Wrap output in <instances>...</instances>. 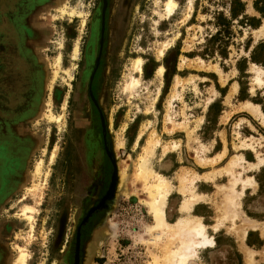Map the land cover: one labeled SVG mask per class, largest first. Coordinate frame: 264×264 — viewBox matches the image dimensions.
<instances>
[{
	"label": "rangeland",
	"instance_id": "1",
	"mask_svg": "<svg viewBox=\"0 0 264 264\" xmlns=\"http://www.w3.org/2000/svg\"><path fill=\"white\" fill-rule=\"evenodd\" d=\"M53 1L0 0V264H12L21 249L25 264H83L84 256L91 264L164 260L189 235L141 239L153 220L135 179L139 156L168 179L170 192L176 186L192 193L197 169L205 168L197 149L205 151L210 142L192 140L189 127L206 112L212 121L242 119L237 100L248 97V87H256L249 99L264 108V84L253 81L248 59L264 43V13L253 8L255 0H242L260 25L238 22V16L225 37L215 36L214 21L218 12L229 17L228 0H173L169 15L166 0H60L57 7ZM236 83L245 88L238 95L231 87ZM213 127L192 130L206 135ZM233 129L240 146L264 152V119ZM149 138L158 139L151 152L143 150ZM121 169L113 200L108 194ZM260 169L241 171L244 178L261 177ZM217 173L223 178L212 198L195 212H224L225 196L235 192L241 174ZM26 205L30 220L21 212ZM237 209L224 213V229H235L250 213L264 218V182L247 190ZM173 212L168 204L167 220ZM191 213L178 217L192 219ZM226 257L201 251L190 264H225ZM255 257L264 260V252Z\"/></svg>",
	"mask_w": 264,
	"mask_h": 264
},
{
	"label": "crops",
	"instance_id": "2",
	"mask_svg": "<svg viewBox=\"0 0 264 264\" xmlns=\"http://www.w3.org/2000/svg\"><path fill=\"white\" fill-rule=\"evenodd\" d=\"M259 25L260 23H258L257 27ZM257 27H253V28H257ZM250 53L251 52H249L248 56H250ZM243 59L244 58H242V61ZM248 59L250 60L251 64H254L256 66L257 64H260L251 61L250 57H248ZM251 66L253 67V65ZM257 67L260 68L259 66ZM260 69L262 71L260 77L264 81V70L262 68ZM239 70L243 72L245 69L240 68ZM251 70L254 72L253 75V79H254L255 71L253 70V68H251ZM261 84H264V82ZM231 87L233 88L232 92L236 93L237 95L240 94L241 92L240 89H242L243 92L245 90V88L243 86H240L239 83L233 84ZM255 90H256L255 86L251 88L248 87L246 90V93H248L247 94L248 97L243 96L242 98H240V100H237V103L241 104V108H237V111L241 112L242 114H245L239 116L237 119L239 118L242 119L234 120L229 124L228 121L222 120V118H219L216 121H212L211 119L208 118V114L206 112L205 115H203V119H199L196 122H194L193 128L195 130L201 127L206 129V126L209 123H212L214 127L210 133L204 135L205 132L193 131L192 130L193 128L191 129L189 127L188 131L189 134L191 135L192 140L194 141L206 140L210 142L208 143L209 145L205 149V151H200L199 148L197 147L198 149L196 152L197 157L200 158L201 159L200 161L204 163L203 167L205 168L197 169L195 177L193 178L194 186L192 193L182 194L179 191H177L176 186H173V190H171V192L168 190L162 204V218L166 224H173L176 220H178L179 218L178 214L180 211H188V213L193 212L190 214V216L192 217V219L197 220L198 222H200V224H202L205 237L211 240V243L195 245L194 255L190 256L186 260V264H190V260L196 257L199 252L202 251L203 254H205L206 252H208V250L225 253L227 256L226 257L227 260L225 261V264H264V260L255 257L256 254H259L260 252H264V228H262L264 218L259 217L256 214L252 215V213H250L249 215H246V218L242 219L240 217L239 219L240 223L233 230L224 229L221 224L223 220L225 221L224 219L225 214H229L230 212L238 213L237 208L240 207V204L242 206V198L244 197L245 194H247V190H249L250 188L257 187V185H258V189H260L261 184H263L264 182V176L259 177V175H255V173H251V174L249 173L246 175V178H244V175L241 170L246 172H250V171L253 172L254 169L258 170L264 166V155H263L264 152L257 153L255 149L252 150L249 148H245L244 146H240L239 140L237 141L236 139L237 136L234 137V134L236 133L237 135L239 132L237 130L234 133V129H233L234 126H238V125L239 127H244V126L246 127L247 125L253 126V119H258V120L264 119V108L262 107V103L253 102L251 99H249L251 98V92ZM250 105L256 106L257 109L261 112L262 116L251 112ZM226 127L230 128L229 132H228V128ZM260 153L262 156H260ZM167 155L168 153L163 154L164 157ZM175 156L178 155L176 154ZM260 158L262 159L261 162H259ZM232 162H236V163L232 164ZM175 168H178V166H176ZM220 170H225V171L227 170V172L229 171L238 172L241 174L240 178L235 176L233 182L235 192L230 189L229 193H227L225 196L224 212L220 217H218L219 215L214 214L212 216L202 211L195 212L194 210L196 208L197 210H201L199 208L204 207L210 201V198H212L214 194V189L216 187V184H219L218 182L219 179L223 178V176L228 178L226 172L225 173L222 172L223 176L219 178V174L217 172ZM161 176L164 177L163 175ZM170 177L171 175L168 178ZM164 178L168 181L166 177ZM223 184L227 186L228 180L226 179V182H224ZM174 188L176 190H174ZM235 193H236V197H238L237 199H239V202L235 200ZM184 201H186L188 204L187 207L182 208ZM168 204L173 206V211H174L173 214H171V216L168 219L171 221H168L166 218V215L168 214L167 213ZM233 204L235 210H231ZM204 217L205 218L208 217L209 220V222L206 225L202 223V221L205 219ZM187 219L191 220V218H187ZM244 221L245 223H243ZM95 226L96 225L94 224L93 227ZM164 234L169 235V232L165 230L163 232V235ZM187 234L189 235V238H187V240L193 239L194 242H197L201 239V236H194L189 233ZM85 246L88 245L85 244ZM85 249H88V247H85ZM256 260L257 262H255ZM158 261L163 262L164 260L159 259Z\"/></svg>",
	"mask_w": 264,
	"mask_h": 264
},
{
	"label": "bare ground",
	"instance_id": "3",
	"mask_svg": "<svg viewBox=\"0 0 264 264\" xmlns=\"http://www.w3.org/2000/svg\"><path fill=\"white\" fill-rule=\"evenodd\" d=\"M53 2L57 7L58 3H60V0H54ZM174 6H175V3L173 0H166L164 2V9H163L164 14H166V15L171 14ZM60 10L64 11V9H60ZM159 53L161 55L162 50H160ZM251 65H253L252 68L255 71V76H254L253 80L258 84L263 83L264 81L260 77V75L262 74L261 69L258 68L254 64H251ZM133 66H134L135 70L140 71L141 70V58L135 57ZM162 72H163V66L159 65L156 68V74L161 75ZM136 82H137V79L132 78L131 84L134 85ZM250 106H251V112L262 116L261 112L257 109L256 106H252V105H250ZM51 117H53V116H51ZM157 143H158L157 138H149L146 141V145L143 146V150L151 152L153 147L155 145H157ZM144 160H145V158L141 154L139 156L137 168L135 171V179L137 178L143 184L142 188L145 189V192H146V195H145L146 200L144 203L148 206L149 212L151 213V216L153 217V222L146 227L145 233L141 235L144 237V235L147 234L148 237L146 239H144V238H141V239L146 240V241L147 240L153 241L156 237L160 236L165 230L169 233H179V234L189 233V234H192L194 236H201V239L197 242H194L193 239H188L186 241L183 240L182 241V248L179 249V247H178L175 250L170 251L169 253L165 254L163 256V259H164L163 262H159L157 257L153 256L152 260H150L147 264H186V260L190 256L194 255V252H195L194 246L195 245L211 243V240H209L208 238L205 237V234L203 231V226L197 220L180 218V219L176 220L173 224H166L164 222V220L162 218V204H163L164 198H165V196L169 190L168 181L164 177H162L161 175L157 174L152 169V167L150 165H147L145 163ZM261 160L262 159L260 158L259 162H261ZM233 163L235 164L236 162H232V164ZM121 168H123V167H121ZM35 169H36V172H39L38 171L39 170V163L37 164ZM151 175L155 177V180L152 182H149V181H147V178ZM122 177H123V170L121 169V171L118 172L117 179H115V181L117 180L116 186H115L116 192L113 191L114 194L113 193L111 194V192H109L108 198H111V199L113 198V200H114V196H116L118 187L120 185H122V183H123ZM111 189H112V186H111ZM135 197H137V196H135ZM137 198L140 199V196H138ZM111 203H113V202H111ZM187 204L188 203L186 201H184L182 208L187 207ZM31 209L32 208L30 206L26 205L21 211L29 220L31 219V215L27 214V211H31ZM154 234H155V237H153ZM25 259H26V252H24V250L21 249L17 256L11 258V263L12 264H25ZM74 264H78V263L75 262ZM83 264H91V263H89V261L85 258V259H83ZM94 264H97V263H94Z\"/></svg>",
	"mask_w": 264,
	"mask_h": 264
},
{
	"label": "trees",
	"instance_id": "4",
	"mask_svg": "<svg viewBox=\"0 0 264 264\" xmlns=\"http://www.w3.org/2000/svg\"><path fill=\"white\" fill-rule=\"evenodd\" d=\"M253 8L259 13H264V0H255L253 1ZM246 6L242 0H228V16L226 17L222 12H218L215 17L214 24L218 27V30L215 33V36L220 34H225V37L230 35L229 26L231 20L238 18V22L248 24L252 27H257L259 19L254 16H250L245 13ZM213 38V36H211ZM264 50V43H258L250 53V59L253 62L264 64V58L260 57V51ZM243 60H246L245 58Z\"/></svg>",
	"mask_w": 264,
	"mask_h": 264
}]
</instances>
